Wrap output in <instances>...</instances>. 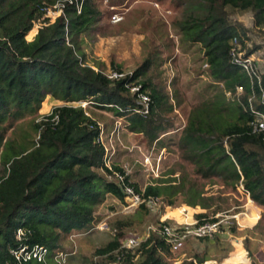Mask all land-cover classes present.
Returning <instances> with one entry per match:
<instances>
[{
  "label": "trees",
  "instance_id": "obj_1",
  "mask_svg": "<svg viewBox=\"0 0 264 264\" xmlns=\"http://www.w3.org/2000/svg\"><path fill=\"white\" fill-rule=\"evenodd\" d=\"M175 1L183 7L175 23L181 38L198 45L206 74L221 83L209 97L186 110L173 141L179 158L198 178L216 181L230 192L240 187L249 200L264 205V131L253 132L249 125L253 111L264 114V70L258 81H250L229 55L233 40L248 54L262 47L254 38L264 36V0ZM49 10L58 12L52 21L46 16ZM244 13L250 14V28L236 19ZM100 15L95 0H0V264H59L56 253L70 254L61 239L89 228L106 195L124 203L118 183L106 178L110 171L97 141L99 123L74 103L88 101L124 118L128 130L149 143L170 129L161 114L171 104L165 106L168 94L151 80L150 59L116 79L86 64L81 43ZM35 22L39 23L36 33ZM113 68L121 72L119 65ZM130 84H140L150 97L146 115L133 112L137 105L128 91ZM236 86L242 89L237 97ZM46 96L61 104L39 115ZM111 168L122 173L124 182L142 198L161 199L173 206L179 197L186 206H199L204 211L193 215L198 223L213 220L221 210L218 195H204L185 172L140 188L119 166L111 164ZM135 208L144 213L149 209L143 203ZM239 211L234 206L229 214ZM163 222L173 223L171 219ZM130 225L114 219L111 238L93 248L87 263L170 264L164 258L169 245L154 231L132 249L120 248ZM235 230L232 219L228 231ZM255 234V241L248 235L243 239L249 264H257L252 250L259 239L264 243L262 232ZM218 237L214 235L213 244L220 243ZM21 244L44 246V260L17 262L10 249ZM204 253L176 264H204Z\"/></svg>",
  "mask_w": 264,
  "mask_h": 264
},
{
  "label": "rangeland",
  "instance_id": "obj_2",
  "mask_svg": "<svg viewBox=\"0 0 264 264\" xmlns=\"http://www.w3.org/2000/svg\"><path fill=\"white\" fill-rule=\"evenodd\" d=\"M95 4L101 15L84 35L81 43L86 64L102 70L105 74L116 71L113 65H119L121 72L126 74L148 58L152 61L151 80L161 87V91L168 94L165 106L171 104V109L161 114L165 125H169L170 129L161 134L157 142L152 143L140 134L129 131L124 118L115 117L110 111L88 104L86 110L98 121L102 129L101 142L108 149L107 163L119 166L129 180L140 188L146 184H162V181L170 176L178 175L179 178V174L185 172L188 179L192 180L204 195H218L217 201L220 202L221 210L216 213L229 215L234 206L241 209L236 213L234 233L228 231L224 236L218 237V245L212 243V238L188 239L169 247V252L164 258L170 264H176L185 258L180 257V251L191 249L192 255L194 248L202 249L201 244L204 252L216 253V261L229 254L221 264H249L247 250L242 245L243 239L248 235L250 240L255 241L257 231H261L264 236V205L250 202L240 187L235 192H230L228 189H222L216 181L198 178L192 173L191 166L180 160L173 144L178 129L183 126L186 110L209 97L215 87H221V83H216L206 74L198 45L191 44L180 36L175 23L182 16V5H178L175 0H95ZM115 13L120 19L112 22L111 15ZM57 14V11L52 10L46 12L50 21ZM236 19L247 28L252 26L249 13H244ZM38 26L39 23L35 22L32 28L36 31ZM254 42L262 45L260 49L253 50L252 56L263 71L264 36H255ZM59 104L61 101L46 96L38 114H45ZM145 155L149 157L150 165L144 163ZM203 211L199 206H186L178 197L173 206L157 199L156 205L144 213L135 207H126L122 202L106 195L97 206L96 220L89 228L80 232L73 231L61 239L64 251L70 252L62 261L65 260L64 264H88L85 259L91 255L93 248L103 245L111 238L114 219L127 220L131 224L123 238L141 239L146 234L147 225L155 223L159 215L164 214L165 217H173L180 222L194 220L193 215ZM240 225H249L252 228ZM207 241L211 243L206 244ZM259 243L252 251L257 264H264V243L261 239ZM233 245L234 250L231 252ZM258 259H261V262Z\"/></svg>",
  "mask_w": 264,
  "mask_h": 264
},
{
  "label": "built area",
  "instance_id": "obj_3",
  "mask_svg": "<svg viewBox=\"0 0 264 264\" xmlns=\"http://www.w3.org/2000/svg\"><path fill=\"white\" fill-rule=\"evenodd\" d=\"M120 17L115 13L111 15V21L117 22ZM230 60L233 63H236L240 66L242 71L248 76L249 80H259V75L262 72L257 65L255 59L252 56V53H246L244 49H242L238 42L233 40L232 46L229 51ZM125 75L123 72L119 71H110L105 74L108 79H116L121 78ZM128 91L130 94L134 95L136 107L133 109V112L139 113L141 115H146L149 111V105L151 103V99L147 93H145L140 84H130L127 85ZM241 87H235L234 96L237 97L241 92ZM226 96H231L230 92L225 93ZM89 104L88 101H80L77 104L82 109H86L85 107ZM252 110V107H251ZM87 112H85L86 114ZM251 126V130L253 132H262L264 131V114L259 111H253V118L249 122ZM101 131L100 129L97 141L101 142ZM103 146V161L104 165L110 171L109 174L106 175V178L109 180H113L118 183L120 186V190L123 195L124 205L126 207H136L138 204L143 203L146 207L153 208L156 205L157 199L147 197L142 198L137 192L133 190V188L124 182V175L119 171L113 170L111 165L107 163V152L108 149ZM144 163L150 165V160L147 155L144 156ZM236 214L229 215H220L216 213L214 215L213 220H207L202 223L196 222V220L191 221H173V223H164L165 218H158L159 224L150 223L146 227V234L149 231H154L158 236H160L163 241L172 247L179 243L185 242L188 239H199L206 238L212 239L214 235L224 236L228 232V228L231 224V220L234 219ZM21 235V231L18 230L16 233V238L19 239ZM142 239V238H141ZM141 239H136L134 237H125L120 240V248L132 249ZM10 254L17 262H25L29 260L43 261L45 255L47 254V249L42 245H32L28 247L27 245L21 244L16 248L10 249ZM65 256V253L58 252L55 254L54 258L59 261V264L62 263V259Z\"/></svg>",
  "mask_w": 264,
  "mask_h": 264
},
{
  "label": "crops",
  "instance_id": "obj_4",
  "mask_svg": "<svg viewBox=\"0 0 264 264\" xmlns=\"http://www.w3.org/2000/svg\"><path fill=\"white\" fill-rule=\"evenodd\" d=\"M34 35V34H33ZM32 38V37H31ZM249 199V198H248ZM250 202H252L251 200H250ZM159 218H165V219H171L172 221H176L175 219H173V217H165L164 216V214L163 215H159ZM190 219H192V214H190ZM234 220H235V222H237V219H236V215H235V217H234ZM191 221V220H190ZM180 222H184V221H180ZM240 227H246V228H252V226H249V225H240ZM239 229V228H238ZM197 241H199V240H197ZM209 243H211L210 241H207V243L206 244H209ZM239 244H240V246H241V242L239 241ZM199 246V245H198ZM201 246H202V249H199V248H197V249H193V253H197V252H202V253H204V249H203V245L201 244ZM241 248H242V246H241ZM243 249V248H242ZM203 250V251H202ZM234 250V245H233V248H232V250H231V252ZM244 251V250H243ZM181 253H180V257H189V256H191V249H188V250H182V251H180ZM230 252V253H231ZM261 252V251H260ZM192 253V254H193ZM204 254H206V260L204 261V264H221L222 263V261L223 260H225V257H227V256H224V257H221V259L220 260H215V258L214 257H216V253L215 252H208V253H204ZM245 255V254H244ZM246 257V256H245ZM258 261L259 262H261V259H258ZM235 264H244V263H242V262H238V263H235ZM248 264V263H247Z\"/></svg>",
  "mask_w": 264,
  "mask_h": 264
},
{
  "label": "water",
  "instance_id": "obj_5",
  "mask_svg": "<svg viewBox=\"0 0 264 264\" xmlns=\"http://www.w3.org/2000/svg\"><path fill=\"white\" fill-rule=\"evenodd\" d=\"M35 33H36V31H35ZM35 33H34V34H35Z\"/></svg>",
  "mask_w": 264,
  "mask_h": 264
}]
</instances>
